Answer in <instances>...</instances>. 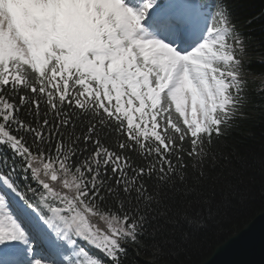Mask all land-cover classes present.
I'll return each instance as SVG.
<instances>
[{
  "label": "snow or ice",
  "instance_id": "1",
  "mask_svg": "<svg viewBox=\"0 0 264 264\" xmlns=\"http://www.w3.org/2000/svg\"><path fill=\"white\" fill-rule=\"evenodd\" d=\"M253 22L233 0H0V264H191L264 189V142L236 138L264 120Z\"/></svg>",
  "mask_w": 264,
  "mask_h": 264
},
{
  "label": "trees",
  "instance_id": "2",
  "mask_svg": "<svg viewBox=\"0 0 264 264\" xmlns=\"http://www.w3.org/2000/svg\"><path fill=\"white\" fill-rule=\"evenodd\" d=\"M233 5L241 23L249 18L254 20L251 25L244 28L252 38V44L245 57L244 71L247 79L260 83L264 81V63L260 62L264 59V0H233ZM236 138L241 140L243 145L259 149L264 142V120L260 118L259 113L253 114V118L242 126ZM249 193L244 201L233 207L223 230L218 233L199 234L198 245L186 253L183 259L190 261L191 264H199L209 257L214 247L244 228L245 224L261 212L264 209V189L261 188L259 181L249 188Z\"/></svg>",
  "mask_w": 264,
  "mask_h": 264
},
{
  "label": "water",
  "instance_id": "3",
  "mask_svg": "<svg viewBox=\"0 0 264 264\" xmlns=\"http://www.w3.org/2000/svg\"><path fill=\"white\" fill-rule=\"evenodd\" d=\"M199 264H264V210Z\"/></svg>",
  "mask_w": 264,
  "mask_h": 264
}]
</instances>
